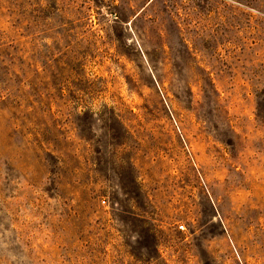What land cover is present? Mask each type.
Here are the masks:
<instances>
[{
	"label": "rangeland",
	"instance_id": "rangeland-1",
	"mask_svg": "<svg viewBox=\"0 0 264 264\" xmlns=\"http://www.w3.org/2000/svg\"><path fill=\"white\" fill-rule=\"evenodd\" d=\"M0 264H264V0H0Z\"/></svg>",
	"mask_w": 264,
	"mask_h": 264
},
{
	"label": "built area",
	"instance_id": "built-area-1",
	"mask_svg": "<svg viewBox=\"0 0 264 264\" xmlns=\"http://www.w3.org/2000/svg\"><path fill=\"white\" fill-rule=\"evenodd\" d=\"M102 204H104V202H102ZM178 229H179L180 231H183V230H184L183 226H178Z\"/></svg>",
	"mask_w": 264,
	"mask_h": 264
}]
</instances>
